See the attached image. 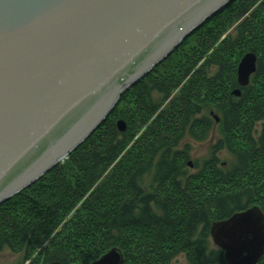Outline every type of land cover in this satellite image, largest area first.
I'll use <instances>...</instances> for the list:
<instances>
[{
	"label": "trees",
	"instance_id": "1",
	"mask_svg": "<svg viewBox=\"0 0 264 264\" xmlns=\"http://www.w3.org/2000/svg\"><path fill=\"white\" fill-rule=\"evenodd\" d=\"M246 51L256 71L239 86ZM210 134L209 156L189 171V142ZM223 150L233 160L221 161ZM254 205L264 213V0H231L122 93L57 166L0 205V252L20 254L18 264H89L116 247L123 264L178 255L227 264L210 225Z\"/></svg>",
	"mask_w": 264,
	"mask_h": 264
},
{
	"label": "water",
	"instance_id": "2",
	"mask_svg": "<svg viewBox=\"0 0 264 264\" xmlns=\"http://www.w3.org/2000/svg\"><path fill=\"white\" fill-rule=\"evenodd\" d=\"M230 1L0 0V205L57 166L122 93ZM256 61L253 51L242 55L239 86ZM116 127L123 132L125 121ZM209 233L227 264L264 255L258 206L213 221ZM89 264H123V254L112 247Z\"/></svg>",
	"mask_w": 264,
	"mask_h": 264
},
{
	"label": "rangeland",
	"instance_id": "3",
	"mask_svg": "<svg viewBox=\"0 0 264 264\" xmlns=\"http://www.w3.org/2000/svg\"><path fill=\"white\" fill-rule=\"evenodd\" d=\"M216 138L217 136L215 134H210V136L208 137L206 141L199 142V143L192 142V141L189 142L191 145V150L189 153V160H188V162L189 161L191 162V166H189V171H195L197 167L194 164L198 166L202 162L203 159H206L209 156L211 144L216 140ZM218 157L223 162L224 161L229 162L233 160L232 155H230L225 150L220 151V153L218 154ZM20 260H21V255L18 253L11 252L10 250H3L2 252H0V264H18ZM23 264H27V261ZM172 264H186V260L183 255H178L174 259Z\"/></svg>",
	"mask_w": 264,
	"mask_h": 264
},
{
	"label": "bare ground",
	"instance_id": "4",
	"mask_svg": "<svg viewBox=\"0 0 264 264\" xmlns=\"http://www.w3.org/2000/svg\"><path fill=\"white\" fill-rule=\"evenodd\" d=\"M224 7H225V6H224ZM224 7H222V8H224ZM222 8H220V9H222ZM220 9H219V10H220ZM217 11H218V10H217Z\"/></svg>",
	"mask_w": 264,
	"mask_h": 264
},
{
	"label": "flooded vegetation",
	"instance_id": "5",
	"mask_svg": "<svg viewBox=\"0 0 264 264\" xmlns=\"http://www.w3.org/2000/svg\"><path fill=\"white\" fill-rule=\"evenodd\" d=\"M247 52V51H246Z\"/></svg>",
	"mask_w": 264,
	"mask_h": 264
}]
</instances>
